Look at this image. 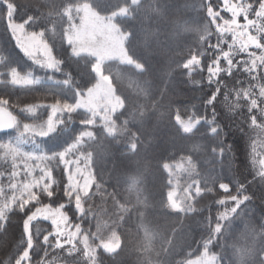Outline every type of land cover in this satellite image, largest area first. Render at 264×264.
Wrapping results in <instances>:
<instances>
[{
	"label": "trees",
	"instance_id": "trees-1",
	"mask_svg": "<svg viewBox=\"0 0 264 264\" xmlns=\"http://www.w3.org/2000/svg\"><path fill=\"white\" fill-rule=\"evenodd\" d=\"M7 3L14 7V19L27 22L29 30L48 31L56 25L64 26L68 11L81 4H90L101 15L128 8L116 22L128 35L126 48L133 64L108 61L102 67L122 97L123 107L113 117V131L108 132L107 125L101 126L100 122L84 129L93 133L84 140L83 150L92 154L95 174L85 207L90 208V203L97 204L106 196L118 204L112 224L120 236V248L115 253L99 250L97 264H186L206 248L217 256V264H264V188L252 162L253 146L264 137V127L254 128L248 123L249 104L242 97L237 101L223 92L219 100L224 104L217 105L222 129L219 137L211 135L206 124L185 132L173 119L178 108L185 119L196 110L211 118L212 109L205 112L203 107L213 91L207 86L206 69L203 74L194 71L189 77L179 67L189 52H195L205 41L209 45L217 43L218 29L205 14L207 0H139L134 4L130 0H0V97L7 98L12 110H17L37 100H69L76 88L84 90L96 81L91 71L95 60L71 56L61 38L59 44L52 42L63 63L61 71L48 73L36 66L18 49L8 30ZM222 47L225 49L226 44ZM13 68L23 74L32 72L42 80L37 86L17 87L7 77ZM237 78L245 81L248 87L243 90L251 92L253 98L264 95V71L256 81L240 73ZM65 80L71 84L68 90ZM199 80L203 83L194 82ZM253 87L260 91H252ZM259 104L260 112L254 114L257 117L264 114V100ZM77 119L64 117V125L55 134L34 137L33 142L19 140L18 128L0 132V203L6 202L13 190L10 184L14 173L23 167L18 156L25 162L28 155L36 152L63 150L67 146L64 143L50 149L49 140L59 136L73 141L82 127L74 123ZM237 137H241L239 148L233 143ZM8 141L22 151L13 155L4 147ZM217 147L228 150L223 155L214 154ZM180 163L192 167L191 172H182L181 181L194 180L198 187L191 192L186 209L171 213L165 209L171 189L166 166ZM54 175L60 179L59 169ZM219 182H247L244 194L251 199L214 235L220 211L216 203L221 198ZM61 201L67 202V198ZM5 218L4 224L0 221V264H15L26 249L23 220L13 212ZM37 225L43 224L36 223L32 229L39 242Z\"/></svg>",
	"mask_w": 264,
	"mask_h": 264
},
{
	"label": "snow or ice",
	"instance_id": "snow-or-ice-1",
	"mask_svg": "<svg viewBox=\"0 0 264 264\" xmlns=\"http://www.w3.org/2000/svg\"><path fill=\"white\" fill-rule=\"evenodd\" d=\"M205 14L209 23L216 24V27L220 25L217 21H223V28H219L217 31L218 39L216 44L209 45L208 41H205L199 49L195 52L190 51L188 58L179 65L184 69V73L191 77L194 71H199L203 74L206 69L207 72V86L213 91L208 96V99L204 102V109L211 108V118L207 115H201L199 111H193L190 115L181 116L180 109L176 110V114L173 119L177 121L182 130L186 132L195 131L200 126L206 124L207 130L211 135L219 137L222 135V129L217 120V105L222 106L224 101H220L219 97L223 92L224 96H234L237 101L242 97L243 100L249 104V108H246L248 112V123L254 128L264 127L261 124L264 121V114L257 117L255 113L260 112V100H264V95H260L259 99L253 98L252 93L244 91L243 88L248 87L245 85L244 80L237 78V73L246 76L249 80L256 81L260 77L261 71H264V0H240V2L233 3L232 0H207L205 3ZM220 10L217 11L216 9ZM123 11V9H122ZM221 12L230 14V17L225 19L221 15ZM240 18L243 19V23H240ZM5 19L8 23L14 17L10 13H5ZM21 22L22 19H21ZM29 25L31 21L28 22ZM42 35V34H41ZM231 36V42L228 41V36ZM16 45L23 52L24 56L31 59L35 64L50 71L59 73L61 71L62 61L58 60L53 51L49 50V47L44 45L35 36L29 41L28 47H22L19 41L16 40ZM211 37H209L210 40ZM222 44H227L228 50L225 51ZM211 53V55H209ZM76 55V53H71ZM241 57L240 59H236ZM247 57V58H243ZM224 61L226 67H221L220 62ZM92 71L96 73L98 81L107 87L111 77L104 74L100 63H96L92 66ZM222 73L224 75H222ZM8 79H10L13 85H33L37 83L31 77L21 74L17 69L13 68L7 73ZM219 77V79H217ZM231 78V79H229ZM197 84L203 83V80L194 81ZM67 83V81H66ZM231 85V88H229ZM264 86V81H262ZM252 91L259 92L258 88L253 87ZM86 95L88 98L85 99ZM8 101L0 99V110L3 113L6 112V105ZM116 104L119 102L116 101ZM50 109L49 119L41 124L33 125L32 123H25L22 125V131L24 133H32L33 135H40L41 137H49L56 131L58 125L65 123L64 117L77 116L79 119L74 123H79L81 129L76 133L75 139L71 142L65 140L63 137H52L49 140V148L56 149L62 143L67 146L58 152L43 153L39 156L32 154L33 159H40L43 166L35 167L29 173L32 177L31 181L24 184L23 192L26 198H21L19 201L14 202L10 206H6L0 203V221L4 222L9 212L21 215L23 220L22 224V236L26 235L24 229V222L29 223V227L32 222L37 220L38 217H42L46 221L51 222V231H47V234L43 237L42 245H29L27 251L21 254L17 260V264H22V261H27L30 264L32 255H30L31 249L35 248L33 255H39L42 246H47L49 238H58L63 235L61 225L57 222V218L64 220L65 226L72 225L73 217L79 216L82 212L81 200L82 194L88 189L87 180L83 179V171L80 168V159L76 156V151L79 148V141L84 138L85 135H91V133H85L84 129L95 127L98 121L102 122L101 126L108 123L107 114L103 110L98 108V105L92 102L90 93H86L81 88L75 89V100L70 102L68 100L55 99L53 102L43 105H28L21 109L23 112L36 113L37 108ZM115 104L113 105V109ZM85 109L88 116L85 117L80 111ZM186 108V107H185ZM113 109H109L112 111ZM187 109V108H186ZM241 110V109H238ZM185 121V122H182ZM18 120L11 112H7V120L0 119V132L6 129L17 128ZM75 131L76 129L73 128ZM112 129L108 128V132ZM6 133V132H3ZM234 145L239 148L241 144V137H237L233 141ZM13 155L19 154L22 150H18L16 146L8 141L5 145ZM228 150L226 147H217L213 149L214 154L223 155ZM261 169L257 173L259 179H264V159L260 160ZM59 169L60 179L56 180L53 177V171ZM39 170L38 175H34ZM66 178V183H65ZM246 184H236L231 182H219L218 188L221 198L216 201L220 206H225L229 202L237 203L241 198L245 201L251 199V196L245 195L247 192ZM63 185V187H61ZM15 189L16 185H12ZM233 188H235V194H233ZM67 198L68 203H60L61 200ZM51 201L45 203V201ZM74 202L73 217L68 215L65 209L70 208ZM17 204L19 207H17ZM55 205V206H54ZM75 227V225H72ZM33 232L30 229L29 239ZM41 234L39 228L36 229L35 235L38 237ZM57 246H59V240L57 239Z\"/></svg>",
	"mask_w": 264,
	"mask_h": 264
},
{
	"label": "rangeland",
	"instance_id": "rangeland-1",
	"mask_svg": "<svg viewBox=\"0 0 264 264\" xmlns=\"http://www.w3.org/2000/svg\"><path fill=\"white\" fill-rule=\"evenodd\" d=\"M131 4L138 2L139 0H130ZM233 3L240 2V0H232ZM123 9V11H122ZM118 12L112 13L111 15H101L98 13L90 4H81L70 9L67 13L68 19L64 23V26H54V28L48 30L44 29H33L29 30L27 27V22H19L15 19L8 21L7 26L8 30L15 42L19 41L22 47H28L29 41L35 36L40 40L44 45L49 47L50 51H54L52 42L59 44L60 39L62 38L66 47H68L71 53H76L73 57L80 56H89L95 60V63H100L103 67V64L108 61H119L121 63L133 64L130 55L128 54L126 48V42L128 35L124 33L121 28L118 26L116 19L118 16H125L128 12V8H122ZM217 11L220 9L217 8ZM7 13H10L13 16L14 7L12 4L7 3ZM221 15L225 19L230 17V14L221 12ZM243 19L240 18V23H243ZM220 25L217 27L223 28V21H217ZM59 25V24H58ZM216 25V24H215ZM51 31V33H50ZM42 34V35H41ZM61 35V37H60ZM51 39V40H50ZM228 41L231 42V36H228ZM16 44V42H15ZM18 47V46H17ZM19 49V47H18ZM60 50V48H57ZM224 49V48H223ZM20 50V49H19ZM228 50L227 44L224 49ZM21 51V50H20ZM22 52V51H21ZM23 53V52H22ZM72 56V55H71ZM57 59L61 61L60 57L57 56ZM237 57L236 59H240ZM31 60V59H30ZM32 61V60H31ZM33 62V61H32ZM34 63V62H33ZM35 64V63H34ZM40 67L39 65L35 64ZM63 65V63H62ZM61 65V67H62ZM221 67H226L224 61L220 62ZM42 68V67H41ZM46 72H53L43 68ZM92 71V69H91ZM95 75L96 81L92 82L88 87L84 89L86 93H90L92 102L98 105V108L103 110L108 117V128L112 129V122L114 115L121 110L123 107V99L120 95L117 94L111 80L109 81L107 87L102 85ZM23 74V73H21ZM105 74V73H104ZM25 76L31 77L37 81L33 85H15L17 87H29L37 86L42 78L35 76L32 72L24 74ZM106 75V74H105ZM222 75H224L222 73ZM77 76H75V79ZM219 79V77H217ZM67 81V83H66ZM11 83V82H10ZM65 86L68 88L71 86L68 80H65ZM88 98L86 95L85 99ZM0 99L7 100L8 103L5 106L6 109L10 110L13 115L17 117L18 126L20 129L19 140L23 142H33L34 137H41L40 135H33L32 133H24L22 131V125L25 123H32L33 125L41 124L42 122L49 119L50 109L37 108L36 113H27L21 111L28 105H43L53 102L45 100H37L32 104H24L19 109L12 110L10 107L9 100L5 97H0ZM75 100V91L70 93L69 100L70 102ZM119 103L116 104L115 102ZM115 107L113 109V105ZM109 109H113L109 111ZM87 113L85 109H81ZM88 114V113H87ZM100 122V121H98ZM185 122V121H182ZM102 123V122H100ZM64 125V124H63ZM63 125H58L56 131L52 134H55L59 128ZM113 131V130H112ZM184 131V130H183ZM85 133H91V135H85L79 143L78 151H76L77 158L80 159V168L83 171V179L88 182V189L82 194L81 200V214L76 217H73L74 211V202L70 208L65 209L68 212L70 217H73L72 225L65 226L64 220L57 218V222L61 225V230L63 235L58 238H49L47 246L41 247V252L39 255H33L35 248L29 250L30 255H32V260L30 264H97V253L99 250H103L108 253H115L120 248L121 239L118 233L113 228L112 219L116 215V210L118 204L115 199L111 196L103 197L97 202V204L90 203V208L85 207V200L89 197L91 198V191L95 184V174H94V165H93V156L91 153L85 152L83 149L84 140L90 139L93 135L91 130L84 131ZM186 132V131H185ZM51 134V135H52ZM32 139V140H31ZM34 154H37L34 153ZM43 154V153H41ZM37 154V156L41 155ZM19 165L22 164V168L16 170L14 173V180L10 184L16 185V188L8 195L6 202L3 203L6 206H10L16 201H19L21 198H26L23 192L24 184L31 181L32 177L29 173L35 167H42L43 164L40 159H33L32 154L27 156V159L22 161L18 156ZM264 159V137L259 141V144H254L252 151V162L255 166L256 172L260 171L261 164L260 160ZM192 167H188L184 163H180L174 166H166L167 172L170 174L171 180V189L167 197L165 204V209L168 212L176 213L181 212L186 209L191 201V192L197 190V183L192 180L187 183L181 181L182 172H191ZM39 170L34 175H38ZM25 174V175H22ZM55 170L53 171V177L55 178ZM259 176L260 174L257 173ZM261 184L264 188V179H260ZM66 183V178H65ZM234 194V193H233ZM1 197L2 194H1ZM245 202L242 198L237 203L229 202L225 206H220V211L218 213L217 222L214 226V235L217 234L221 229L222 225L226 220H229L239 209V207ZM45 203H50L45 201ZM60 203L67 202L61 201ZM55 206V205H54ZM95 206L94 210L93 207ZM91 210V211H90ZM36 223H42L43 225H37V228L41 230V233L47 234V231H51V222L44 220L42 217H38L37 220L33 221L29 227L27 221L24 222V229L26 232V249L28 250L29 245H42L44 235L40 234V241L37 242L34 234H31L29 239L30 229L33 232L34 225ZM91 227L95 228L94 230L90 229ZM36 228V229H37ZM36 232V230H35ZM57 239L59 240V246H57ZM24 251V252H25ZM23 252V253H24ZM20 258V257H19ZM18 258V259H19ZM218 259L215 254L210 252L207 248L197 257L187 260L186 264H217ZM17 264V261L15 262ZM22 264H28L27 261H22Z\"/></svg>",
	"mask_w": 264,
	"mask_h": 264
},
{
	"label": "water",
	"instance_id": "water-1",
	"mask_svg": "<svg viewBox=\"0 0 264 264\" xmlns=\"http://www.w3.org/2000/svg\"><path fill=\"white\" fill-rule=\"evenodd\" d=\"M7 112H11L10 110L6 109V112L3 113L2 110H0V119H4V120H7ZM12 113V112H11ZM13 114V113H12ZM11 129H6V130H3V132H6V131H9Z\"/></svg>",
	"mask_w": 264,
	"mask_h": 264
}]
</instances>
